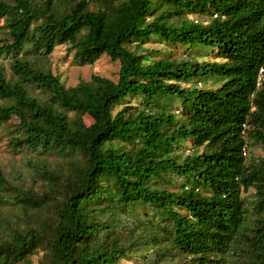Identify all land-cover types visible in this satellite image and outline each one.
<instances>
[{"label": "trees", "instance_id": "obj_1", "mask_svg": "<svg viewBox=\"0 0 264 264\" xmlns=\"http://www.w3.org/2000/svg\"><path fill=\"white\" fill-rule=\"evenodd\" d=\"M0 22V131L38 157L31 185L0 169V264H264V159L243 155L264 149V0H0ZM154 38L222 61H152ZM59 46L118 81L66 87Z\"/></svg>", "mask_w": 264, "mask_h": 264}, {"label": "rangeland", "instance_id": "obj_2", "mask_svg": "<svg viewBox=\"0 0 264 264\" xmlns=\"http://www.w3.org/2000/svg\"><path fill=\"white\" fill-rule=\"evenodd\" d=\"M3 22H0V32H2ZM143 49L145 52H154L151 54V60H159L164 57H179L181 55L189 54V49L181 46H173L167 44L165 42L160 41L159 39L154 38L152 42L147 43ZM141 52V50H140ZM190 53L196 56L199 61H222L221 58H217L211 50L204 49H194L191 50ZM12 62V57L7 56L3 59H0V67H2L8 78H12V71L10 69V65ZM47 68L51 70V72L59 76L61 81L64 83L66 87H74L78 85L82 81L91 80L92 76L98 75L103 78L110 79L114 82H117L119 79V71L121 65L119 61H113L107 54H104L100 59L95 62L93 65L87 66H79L75 62L74 54L69 52L65 46H59L55 49V51L49 56L47 62ZM221 83H216L210 81L208 84L209 88H216ZM202 83H198V87L200 88ZM34 95L38 96V91H33ZM139 98H127L123 104L116 106L115 113L122 110L126 106H137L139 105ZM90 123L89 120H87ZM9 135L8 130L0 131V169L8 174V177L11 181L19 184L26 182L28 185H31L34 178L35 169L34 166L38 164V157L34 155H24V154H15L8 147ZM185 145H188L185 143ZM247 155L245 157L251 156L256 160L264 159V149L260 145H252L247 149ZM42 164H50L54 168H56L60 172V164L59 161L50 158L44 157L40 158ZM30 162V163H29ZM3 218L7 219V222L15 223L16 225L22 222L24 219H18L16 216H12L9 213L16 214L11 207H7L6 209H1ZM29 261L21 264H28ZM119 264H137L135 259L123 260Z\"/></svg>", "mask_w": 264, "mask_h": 264}, {"label": "built area", "instance_id": "obj_3", "mask_svg": "<svg viewBox=\"0 0 264 264\" xmlns=\"http://www.w3.org/2000/svg\"><path fill=\"white\" fill-rule=\"evenodd\" d=\"M262 73H263V70L260 71L259 83H260V82L262 81V79H263V74H262ZM253 96H254V95H252V97H253ZM243 128L246 129V128H247V125L244 124V125H243ZM246 151H247L246 148H244V149H243V155H244V156L247 155V152H246Z\"/></svg>", "mask_w": 264, "mask_h": 264}]
</instances>
